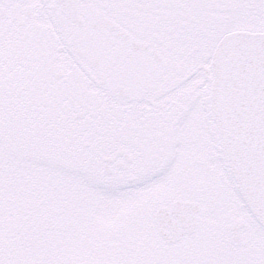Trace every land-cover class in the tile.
I'll use <instances>...</instances> for the list:
<instances>
[{
    "label": "flooded vegetation",
    "instance_id": "obj_1",
    "mask_svg": "<svg viewBox=\"0 0 264 264\" xmlns=\"http://www.w3.org/2000/svg\"><path fill=\"white\" fill-rule=\"evenodd\" d=\"M189 1L0 0V62L18 90L11 91L25 92L26 104L42 110L44 120L66 123L75 152L90 160L120 158L107 169L92 163L102 184L141 201V190L170 183L163 204L143 211L164 245L195 235L208 210L213 214L217 204L232 200L245 217L225 232L241 245L244 234L264 230L228 169L222 181L209 108L211 54L189 51L186 30L199 21L201 6L193 0L196 14L189 15ZM176 201L192 204L187 208L196 227L166 243L162 233L169 229L157 225L155 214Z\"/></svg>",
    "mask_w": 264,
    "mask_h": 264
},
{
    "label": "rangeland",
    "instance_id": "obj_2",
    "mask_svg": "<svg viewBox=\"0 0 264 264\" xmlns=\"http://www.w3.org/2000/svg\"><path fill=\"white\" fill-rule=\"evenodd\" d=\"M200 1L199 21L186 30L190 52L208 58L226 31H264V0ZM193 6L190 0L189 15ZM1 62L0 264H264V233L252 229L237 245L225 232L245 217L234 200L208 210L195 235L164 245L143 211L163 204L170 183L141 190V201L102 184L91 160L69 145L66 123L44 120L42 110L27 105Z\"/></svg>",
    "mask_w": 264,
    "mask_h": 264
},
{
    "label": "water",
    "instance_id": "obj_3",
    "mask_svg": "<svg viewBox=\"0 0 264 264\" xmlns=\"http://www.w3.org/2000/svg\"><path fill=\"white\" fill-rule=\"evenodd\" d=\"M209 70V106L222 157L242 201L264 229V31L225 33L214 48ZM189 206L178 201L170 211L156 212L157 225L169 229L162 233L165 242L194 230Z\"/></svg>",
    "mask_w": 264,
    "mask_h": 264
},
{
    "label": "snow or ice",
    "instance_id": "obj_4",
    "mask_svg": "<svg viewBox=\"0 0 264 264\" xmlns=\"http://www.w3.org/2000/svg\"><path fill=\"white\" fill-rule=\"evenodd\" d=\"M120 158L116 155L111 156L110 158L107 157L106 154L96 155L92 158L91 163L96 164L101 168H110L115 167L117 163H119Z\"/></svg>",
    "mask_w": 264,
    "mask_h": 264
}]
</instances>
